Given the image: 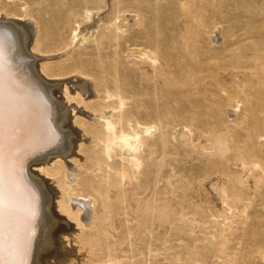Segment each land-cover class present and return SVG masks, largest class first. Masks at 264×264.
I'll return each mask as SVG.
<instances>
[{
  "label": "bare ground",
  "instance_id": "bare-ground-1",
  "mask_svg": "<svg viewBox=\"0 0 264 264\" xmlns=\"http://www.w3.org/2000/svg\"><path fill=\"white\" fill-rule=\"evenodd\" d=\"M110 1L0 0V264H51L50 259L61 254L56 242L61 234L67 239L74 234L69 243L85 252L84 264H264V36L250 33L239 42L232 22L223 28L231 10L244 8L252 14L259 9L264 14V3L175 0L173 18H183L184 26L173 30L168 52L159 39L164 36L159 19L147 21L146 5H156L157 0H115L107 22L96 20ZM19 16L33 25L13 19ZM92 20L96 22L91 26ZM131 21L132 29H140L139 36L125 42H142L135 69L149 86L135 84L117 64V50ZM82 23H89L90 37L77 35ZM153 25L155 31H150ZM218 32L226 44L222 55L209 48ZM93 38L99 52L106 44V50L112 49L86 61L103 67L99 75L84 71L83 63L58 66L45 61L38 68L36 61L29 62L38 57L35 53L63 52L76 40L82 44ZM110 71L109 80L100 77ZM205 73L208 77H200ZM226 73L233 82L221 77ZM71 74L93 77L94 91L107 99L102 108H112L101 131L83 128L96 147L94 169L74 188L65 182L58 161L46 168L47 156L66 143L68 148L74 145L78 134L63 115L65 105L55 98V87L51 89L61 84L47 80ZM149 83L161 89L150 93ZM65 86L66 100L82 102ZM76 86L78 92L94 96L86 81ZM171 89H176V104L199 94L207 96V104L191 102L171 112ZM147 98L162 100L160 110L150 112ZM131 99H136L137 115L127 113ZM228 107L248 119L230 125V119L220 115ZM177 126L185 131V146L194 149H185L186 156H200L199 165H181L171 133L163 132ZM157 131L160 143L155 142ZM114 157L120 161L111 163ZM37 160L45 162L40 171L52 177L60 192L31 171L30 163ZM172 160L181 165L175 181L164 170ZM58 194L57 205L50 204ZM73 196L91 198L92 207ZM52 205L74 220L78 231L60 224L66 220ZM52 222L51 235L46 228ZM43 241L44 250L39 248Z\"/></svg>",
  "mask_w": 264,
  "mask_h": 264
},
{
  "label": "rangeland",
  "instance_id": "rangeland-1",
  "mask_svg": "<svg viewBox=\"0 0 264 264\" xmlns=\"http://www.w3.org/2000/svg\"><path fill=\"white\" fill-rule=\"evenodd\" d=\"M113 1L115 2V0H111L110 5H108V7L105 9L106 11L103 10L101 12L102 14L99 15V17H97L98 19H96V20H103L104 23L107 22V20L111 16V14L114 13ZM237 1H241L242 4H244L245 1L250 2V3L253 2V0H237ZM255 1H257L260 4L264 3V0H255ZM174 2H175V0H157L156 5L154 4V2L151 3V5H146V7L148 8V10H146V12L148 13L147 14V21H150V19H152L154 17H157L159 19V22H160L159 24L161 25V28L164 31V36H162V38H159V39L163 40L162 41L163 47H165L164 50H166L168 52L170 51L169 47L171 45L170 41L172 40L171 37L173 35V30H177L179 27L184 26L182 24L183 18H180L177 20H174L175 18H173V13L176 12ZM229 4H232V2H229ZM35 7L36 6H33L32 8H35ZM24 8L25 7H22L21 9H24ZM101 16H102V18H101ZM13 19H15V21H17V22H22L25 24L28 23L30 25H33L32 21H30L29 19H25L23 17H20V16L13 18ZM96 20H94V21L96 22ZM129 20H132V19L129 18ZM94 21L92 20V22L90 23L91 26L93 25V23H95ZM6 22H8V21H6ZM229 22H232L234 24V26L236 27L235 28L236 29L235 32L237 34L236 37L240 36L237 39V41H239V42L241 40H244L246 38L245 36L247 34H250V33H253V34L255 33L257 35L264 36V30L262 28V26H264V14L259 9L253 10L252 14H250L244 8H240L239 10H235V11L231 10V12L229 13V17L226 18V20L223 24L224 29L226 26H229ZM88 25H89V23H82L81 25H79L78 27L80 29H78L77 35L81 34V35L88 36L89 32L91 33V31L88 29ZM128 25L129 26L127 27V29L129 30V28H131L132 31L129 30V32H126L123 34L124 39H122V41H121L122 47L117 50V53L119 55L118 60H117V64L119 65V70H121L122 74L125 73L129 77H132L135 84L139 85L141 83L143 86H149L146 81H143L140 79V78H142L141 74H140L139 70L137 71L135 69V64L137 62H139L140 58H141L140 55H138V53H140V51H139L140 49H138V48H140V44L142 42L139 39H137V43L132 41L130 44H126V42H125L126 41L125 39L128 37H130V40L137 38V36H139L138 33H139L140 29L137 26L135 29H132V26H131L132 21L129 22ZM83 29L89 30V31H84ZM57 30H58V28L55 31H53V34ZM150 31H155V25L150 27ZM95 34L98 35L99 31H96ZM221 35L222 34L218 32L217 36L215 37L216 42L214 41L215 42L214 44L212 43L209 45L210 46L209 48L211 49L210 53H212L214 55H222L224 53L223 50H224L226 44L224 43V40L222 39ZM64 36L69 39V37H70L69 29H66V34ZM90 36L91 35H89L88 37H90ZM220 37H221V39H220ZM94 39L95 38L88 39L87 42H84L82 44L79 42L77 43V40H76V44H72L71 47L69 46L68 49L64 50L63 52L55 51V52H50L49 54H41V55L35 53L36 55H38L39 58L35 57L34 59L29 60V62L34 63L36 61L37 62L36 65L38 68L40 67L41 62H45V61L53 62L58 66L61 64H64V63L67 65L83 63L84 71L91 72L93 75L94 74L99 75V72H102V71L104 72V70H102L103 67H98L95 65V63L92 66L87 65L86 61L92 60L93 58H94V60H96V58L99 57V55H104V54H107L108 52L111 53L112 49L106 50V48H108L107 44H106L104 46V49L101 52H99L97 50L96 41H93ZM77 45H78V47H77ZM55 46L57 47V43H55ZM64 53H65V55H64ZM170 54H172L173 56H176L175 52H170ZM134 58H136V59L138 58V59L136 60ZM45 59H48V60H45ZM104 66H106V68H108L107 65H104ZM131 67H132V69H131ZM193 68H196V66L193 65ZM204 76L208 77V74L205 73L203 76H200V77H204ZM100 77H103V79H105V80H107V79L109 80L112 77V71H110L109 73L104 74ZM221 77L224 78L225 80L230 81V82L234 81V78L231 77L230 75H228L227 73L221 74ZM82 78H84L85 80ZM91 78H93V77H90V79L89 78L87 79V77H85V76L74 75V74L66 75L63 78H61V77L60 78L59 77L58 78L52 77L50 79L47 78V80L49 82L51 81L53 83L55 82V83L61 84L60 89H59V87H57L55 85H51V89L53 87H55V88H53L54 92L56 93L55 98L59 99V102H61L63 107L65 105V107L63 108V113H64L63 115L65 118L68 115L67 122L70 124L72 129L77 131L78 134H77V136H75V138L72 137V138H74L76 145L75 144L70 145L68 148V144L66 143V146H64L61 151H57L55 153H52L49 156L46 155L47 157H49V158H47L46 168L48 167L47 169H50V166H52V163L58 161L61 164L62 168L64 169L63 173L65 174V182L68 183L69 186H71V187L73 186L72 188H74L76 186L77 182L83 183V181H85L88 178L89 173L93 171L92 169H94L92 167V165H94L93 164L94 160H95L94 150L96 147L90 141L91 136H88V135L85 136L83 128L87 129L90 133L95 132L97 130L101 131L103 128L102 127V121L104 120V118H109L111 116L110 114L112 111L111 107H109V109L108 108H102L104 106L103 102L104 103L107 102V99L102 98L103 94L98 95L96 93V90L94 91V87H93V85H91ZM199 79H201V78H199ZM80 81H83V82L86 81V83H88V85L90 87V93L92 92V94L95 97H97V99L94 96L89 97L90 94H88V93L82 94L81 92H78L76 85L79 84ZM62 83H63V85H62ZM207 83H208V80L203 81V83L201 84L200 88L203 92L207 86ZM65 85L68 86L69 92L71 93L70 94L71 97L78 99L81 96L82 102L78 103L76 100H73L71 102L66 100L65 95L63 93L65 91V87H66ZM150 87H151V89L149 90L150 93H156L157 91H159V89H161L160 84L153 85V86H152V84H150ZM174 93H176V89H171L170 94L168 95L170 100L172 101L171 112H173V111H175L181 107H184V108L189 107L191 102H195V103L202 102V105L207 104V101H206L207 96L201 95V94H199L197 96L190 95L188 98L180 99V103L176 104L177 100L174 101V99H175ZM104 99L106 101H103ZM115 100H117V99H115ZM130 101H131L130 102L131 104L129 106H127V108H128L127 113L132 114V115H137V113H135V111H133V102L136 101V99H131ZM147 101H148L147 106L151 107L150 112H153L154 110L159 111L160 110L159 106H162V104H163L162 100L157 101L155 98H153V99L147 98ZM74 106L76 107V109ZM94 107H96L95 110L93 109ZM233 109L235 111H233ZM99 110L100 111L102 110L103 114L104 113L107 114V112H108L107 116H106V114L105 115L101 114ZM141 110L143 112V109H141ZM201 112H204L203 108L201 109ZM97 115H99V116H97ZM220 115H223L226 120L230 119L229 120L230 125L234 124L235 122L236 123L240 122L242 120V118L248 119V116L242 115L240 110H237V109L232 108V107H228L225 110V113H220ZM64 117H63V119H65ZM202 119H204V116L202 117ZM76 121L81 126L76 124ZM193 130H194V133L197 134V131L195 129H193ZM163 132L171 133V138H170L171 142L179 152V156H180L179 160L182 161L181 165H183V167H186V169H189L191 166L199 165V163H200L199 161L201 159L200 156H197L195 154H191L190 156L189 155L186 156L185 149H188L190 152L193 151L194 149L192 147L187 148L185 146L186 145V141H185L186 138L184 136L185 131L182 127H180V126L170 127L166 131L163 130ZM159 140H160V131H157L156 137H155V142H159ZM81 144H83V146L80 148ZM65 149H66L65 154L64 153H63L64 155L61 154ZM145 156H146V154H145ZM175 158H176L175 156L172 157V159H175ZM195 159H197V161H194ZM118 161H120V159L114 157V159L111 160V163H115ZM44 164H45V162H42L41 160H37V161H32L29 166H30L31 171L34 174L40 175V177L44 178L45 182L47 183L46 186L48 188L55 189V190L59 191V188H57L58 186L55 184L52 177H50L44 173L42 174L43 171H40L41 170L40 168L44 167ZM181 165H178V163L176 161L172 160L171 167H165L164 170L169 171V174L173 175V177H174L172 180L175 181L178 178L177 175L180 172ZM237 167L238 166H232L233 169H238ZM152 170H154V169L152 168ZM110 173H111V175H114V173L112 171ZM35 178L38 179V177H35ZM145 179L146 178L143 177L141 179V181H144ZM164 184H165V182H162L158 186L162 187ZM175 185H177V183ZM148 194H149V192H148ZM181 194H182V191H178V195H181ZM59 195L60 194H58L56 197H53V199L50 200V204L53 203L56 206L57 205L56 201H58L57 199H59ZM71 197H72V195H71ZM73 197L75 199H79V200L83 199L87 203H90V201H91V198H89V197H86V198H84V197L78 198L77 196L76 197L73 196ZM54 205L51 206L53 211H55L58 214V216L61 215L60 217L64 218V220H66V222H65L61 219L60 224L65 225L66 229H68V230L70 228H72L71 229L72 231L73 230H75V232L78 231L79 228L77 227L76 222L74 220H72L71 218H68L65 215H62L61 213H59L60 212V211H58L59 209L57 207L55 208ZM91 207H92V203H90V208ZM175 207L178 209L179 205H176ZM84 212H85V210L83 209V211H81V213H80L81 219L83 218ZM52 224H53V222L49 223L47 225V228H46L47 232L50 230L48 232V234L50 232H52V228H53ZM50 234L52 235V233H50ZM61 235H62V237H61ZM61 235L58 236V238L56 240V242L58 243V246L61 249V254L59 253L60 256L57 259H54V258L50 259L51 264H84V262H86L85 261L86 259L83 255L86 256V254H83V253H85V252H83V253L81 252L82 253L81 254L79 252V249H78L79 247L77 246V244H74L73 241L71 243H69L70 239L74 238V234H72V236H70L69 239H67V237H65V235H63V234H61ZM176 241L177 240H174L173 243H176ZM43 243H44V241L40 244L41 246L39 247L42 250H44V247H45V243L44 244ZM179 244L182 245V243H180V242H179ZM41 249H39L38 254H36L37 256L38 255L40 256V254L42 252ZM176 251H180V249H177ZM36 252H37V250H36ZM44 254H47V252H45Z\"/></svg>",
  "mask_w": 264,
  "mask_h": 264
}]
</instances>
